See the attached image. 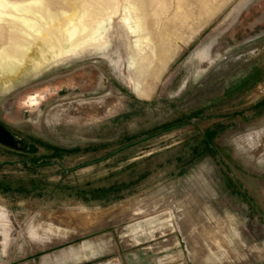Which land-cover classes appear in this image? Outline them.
<instances>
[{
	"label": "rangeland",
	"instance_id": "374dc122",
	"mask_svg": "<svg viewBox=\"0 0 264 264\" xmlns=\"http://www.w3.org/2000/svg\"><path fill=\"white\" fill-rule=\"evenodd\" d=\"M163 3L148 18L168 60L144 98L124 0L105 58L47 50V72L0 94V124L30 146L0 144V264H264V0ZM77 76L90 84L22 107Z\"/></svg>",
	"mask_w": 264,
	"mask_h": 264
},
{
	"label": "bare ground",
	"instance_id": "6f19581e",
	"mask_svg": "<svg viewBox=\"0 0 264 264\" xmlns=\"http://www.w3.org/2000/svg\"><path fill=\"white\" fill-rule=\"evenodd\" d=\"M163 1L124 0L122 8L121 27L127 38L133 39L129 46L131 58L124 67L126 72L133 71L138 76L129 83V88L139 98H144L151 87V84L143 86L140 79L148 75L153 81L168 60V48L151 46L152 38H158L160 44L164 41L162 32L166 26L162 18L158 21L148 18L165 15ZM115 5L116 0H0V94L39 72H47L49 69L44 67L50 57L45 56L47 50L56 55L75 56L82 48H99L96 54L103 58L110 49V44L104 41L106 30L112 25ZM149 7L153 9L150 11ZM86 82L85 78L77 79L73 86L85 87ZM63 84L67 82L34 91L23 99V105L39 108ZM92 108L104 110L106 104L86 106L83 111L89 113ZM251 138L255 145L264 142V132Z\"/></svg>",
	"mask_w": 264,
	"mask_h": 264
},
{
	"label": "water",
	"instance_id": "95a60500",
	"mask_svg": "<svg viewBox=\"0 0 264 264\" xmlns=\"http://www.w3.org/2000/svg\"><path fill=\"white\" fill-rule=\"evenodd\" d=\"M84 78H85V80H87V82L85 83V86H87L89 79L86 78V77H83V76H77L75 78L61 80V81H65V82H67V84H71V85H67V84L58 85L57 88H55L56 89V92L53 93L52 95L58 94V92L61 91L63 88L71 89V90L81 89L84 85L82 86V84H79L77 86H73V84L77 81V79H84ZM56 83L58 84L59 82H54V83L46 84V85H44V86H42L40 88L52 87V86L57 85ZM40 88H38L37 90H39ZM31 94H28V95H31ZM28 95H26V96H28ZM50 96L51 95H49L48 98ZM22 104H23V100H22ZM22 107L26 108L24 105ZM27 109H29V108H27ZM36 109H38V108H34V109H31V110H36ZM0 144L3 145V146H6L8 148L17 150V151H24L25 148H26V143L23 142V139L21 137L17 136L16 134H14L13 132H11L10 130H8L6 127H4L1 124H0Z\"/></svg>",
	"mask_w": 264,
	"mask_h": 264
},
{
	"label": "flooded vegetation",
	"instance_id": "af4514ba",
	"mask_svg": "<svg viewBox=\"0 0 264 264\" xmlns=\"http://www.w3.org/2000/svg\"><path fill=\"white\" fill-rule=\"evenodd\" d=\"M106 56H107V55H106ZM106 56H104L103 58H105ZM46 98H47V97H46ZM43 100H44V99H43ZM39 101H41V99H39ZM34 108H35V107L33 106L31 109H34ZM29 109H30V108H29ZM31 109H30V110H31ZM23 142H25V141L23 140ZM25 143H26V142H25ZM28 147H30V146H29L28 143H26V149H27Z\"/></svg>",
	"mask_w": 264,
	"mask_h": 264
}]
</instances>
